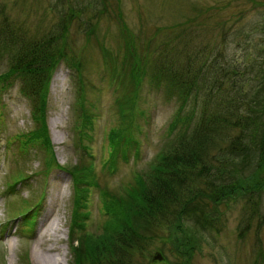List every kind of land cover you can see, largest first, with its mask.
<instances>
[{
  "label": "rangeland",
  "instance_id": "rangeland-1",
  "mask_svg": "<svg viewBox=\"0 0 264 264\" xmlns=\"http://www.w3.org/2000/svg\"><path fill=\"white\" fill-rule=\"evenodd\" d=\"M98 1L0 0V8L15 26L16 34H23L28 43L53 30L58 20L53 4L59 6V12L68 11L72 5L84 8L69 26L65 42L67 59L75 64L80 62V95L85 108L96 118L90 130L91 137L87 140L95 178L99 187L119 188V185L131 181L134 173L146 170L166 141L172 139L173 134L168 135V125L180 101L151 81L153 75L160 78L159 68H170L173 70L171 73H175L183 68L187 70L191 64L189 69L194 71L198 68V63H194L196 57L206 63L217 58L220 63L241 64L242 71L244 66H254L250 75H259L247 80L245 88H258L262 83L264 0H108L107 13L94 19V10L101 7ZM90 27L94 32L88 37L85 30ZM14 47L17 45L7 47L9 54L14 52ZM8 60V56L3 59L0 72L5 70ZM132 67L134 73L141 68L145 72L136 87L133 115L125 118L121 125L116 100L133 89L134 82L131 74L129 76ZM126 68L128 70H124ZM112 72L122 75L121 84ZM75 83L76 74L60 62L51 75L46 95V128L54 152L51 166L68 168L75 163H84L83 157L87 158L83 155L85 150L76 142L73 129ZM207 97L204 94L198 99L196 113L209 107ZM212 97L215 98V94L209 99ZM0 102V194L3 195L12 179L25 176L24 180L17 181L5 201H0V218L6 216L4 220L7 221L10 215L23 209L43 191L46 197L32 227L33 232L40 231L44 222V228L52 222L58 228L53 253L63 256L60 264H74L72 240L84 232L100 234L109 220L100 199L99 187L89 189L84 210L87 214L77 218L83 219V227L75 226L70 241L68 227L73 193L69 174L53 168L48 176L44 175L41 173L45 170L43 148L35 144L25 150L20 148L17 136L34 128L32 106L21 93L19 82L1 95ZM193 105L190 96L183 115L191 113ZM119 123L123 127L131 125L127 131L131 138L127 159L118 156L112 171L113 168L105 166L109 158L106 134ZM177 125L180 128L181 123ZM223 153H215L220 163L225 159ZM210 155L213 156L207 151L204 158ZM193 183L200 186L204 182L194 180ZM258 194H254V198L259 200L258 209L254 212L251 207L254 208L255 204L248 206L242 195L234 196L221 201L216 209L212 207L214 210L209 213L210 221H207L209 225L204 230L187 226L185 231L194 234L200 244L190 259L191 264H253L254 259L263 262L264 191ZM17 221H21L18 227L21 235L27 228L22 219ZM6 224L2 223V230ZM169 231H156L155 235L136 245L130 251V264H147L152 254L162 248L166 260L176 264L173 241L162 239ZM47 236H44L45 246L53 241ZM36 245L34 234L31 239L9 236L5 243H0V264H36ZM182 261L179 258L177 262Z\"/></svg>",
  "mask_w": 264,
  "mask_h": 264
},
{
  "label": "trees",
  "instance_id": "trees-1",
  "mask_svg": "<svg viewBox=\"0 0 264 264\" xmlns=\"http://www.w3.org/2000/svg\"><path fill=\"white\" fill-rule=\"evenodd\" d=\"M106 1H98L101 7L94 10V19L107 13ZM53 5L58 15L53 30L31 43L23 34H16L15 26L0 8V65L6 56L9 59L5 70L0 72V97L19 82L21 93L32 106L34 128L17 136L21 148L38 145L50 153L49 162L52 163L54 157L45 113L50 78L60 62L76 74L73 129L76 131V142L85 150L87 158L83 157L84 163H75L67 170L75 188L72 222L82 229L83 219L77 218L87 214L84 210L89 189L99 187L92 153L87 146L96 118L92 111L85 108V101L82 102L80 62L75 64L67 59L65 42L71 22L82 14L84 8L72 5L68 11L59 12V6L56 3ZM85 32L89 37L94 29L90 27ZM12 45L17 47L9 54L7 47ZM194 61L198 63L194 71L189 69L191 64H188L187 70L183 68L175 73H171L173 70L170 68L161 67L158 70L160 78L151 77L156 87H164L169 95L177 96L180 101L168 125V135L173 134L172 139L166 141L146 170L133 174L131 181L119 185V188L99 187L100 199L109 220L100 234L84 232L76 238V244L71 246L74 264H130V251L159 230H170L162 239L173 241L176 264H191L190 259L199 250L200 244L194 234L185 231L187 226L204 230L209 225L207 221H210L211 210L216 209L221 201L234 196L242 195L248 206L255 204L254 208L251 207L252 212L258 209L259 200L254 198V194L258 196L264 191V78L258 88L248 89L245 82L259 75H250L253 65L244 66L242 71L241 64L220 63L217 58L210 63L199 60V57ZM133 67L129 70L133 89L116 100L121 125L125 118L133 115L136 87L145 72L141 68L134 73ZM112 74L121 84L122 75ZM204 94L208 95L209 107L196 113L197 101ZM213 94L215 98L210 100ZM190 96L194 105L191 113L183 115ZM178 122L181 123L180 128H177ZM121 125L112 127L106 134L109 158L105 166L113 168L112 171L118 156L128 157L131 137L127 131L131 125ZM132 146L136 148L135 141ZM217 150L224 152L225 159L221 163L215 156ZM207 151L213 156L204 158ZM194 180L204 183L196 186ZM162 249L163 264H172L166 260L165 250ZM261 253L264 256V252ZM179 258L183 261L177 262ZM253 264H264V260L259 262V259H254Z\"/></svg>",
  "mask_w": 264,
  "mask_h": 264
},
{
  "label": "bare ground",
  "instance_id": "bare-ground-1",
  "mask_svg": "<svg viewBox=\"0 0 264 264\" xmlns=\"http://www.w3.org/2000/svg\"><path fill=\"white\" fill-rule=\"evenodd\" d=\"M44 226V223L41 225V228ZM57 229L53 226L52 222L48 224V226L38 235L37 245L34 247V255L36 264H60L63 261V256L59 255V253H53L56 250L54 246V240L56 237ZM48 237V240H53L49 246H45L46 240L44 236ZM52 254H49V253ZM62 264V263H61Z\"/></svg>",
  "mask_w": 264,
  "mask_h": 264
},
{
  "label": "water",
  "instance_id": "water-1",
  "mask_svg": "<svg viewBox=\"0 0 264 264\" xmlns=\"http://www.w3.org/2000/svg\"><path fill=\"white\" fill-rule=\"evenodd\" d=\"M163 257L161 255L160 252H155L152 259H151V262L149 264H155L156 262L158 261H162Z\"/></svg>",
  "mask_w": 264,
  "mask_h": 264
}]
</instances>
